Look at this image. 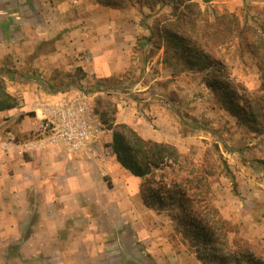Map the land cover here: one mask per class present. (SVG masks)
I'll list each match as a JSON object with an SVG mask.
<instances>
[{
  "label": "crops",
  "instance_id": "0c3cea01",
  "mask_svg": "<svg viewBox=\"0 0 264 264\" xmlns=\"http://www.w3.org/2000/svg\"><path fill=\"white\" fill-rule=\"evenodd\" d=\"M127 12L92 0H0V78L18 102L0 111V264H114L110 256L116 252L102 241L131 238L129 227L124 231L119 223L132 224L135 238L150 237L147 224L156 215L141 201V179L112 155L111 131L82 152L37 133L45 116L40 107L51 108L66 92L52 84L54 72L68 62L81 66L87 78L112 82L110 87L125 74L147 69L149 45L139 39L142 29ZM85 49L88 58L75 59ZM161 78L138 76L123 84L115 123L177 148L171 140L176 121L158 105L165 89ZM186 80L180 86L190 87ZM131 93L139 95L130 98ZM8 135L17 145L5 146ZM141 254L146 257L140 264L149 258L156 264H203L179 247H147Z\"/></svg>",
  "mask_w": 264,
  "mask_h": 264
},
{
  "label": "rangeland",
  "instance_id": "374dc122",
  "mask_svg": "<svg viewBox=\"0 0 264 264\" xmlns=\"http://www.w3.org/2000/svg\"><path fill=\"white\" fill-rule=\"evenodd\" d=\"M92 1L101 7L128 11L126 18L142 29L139 39L146 40L149 45L147 69L144 68V73L137 70L136 74H125L123 79L113 80L115 85L110 87L112 82L87 78L81 66L68 62L62 70L54 72V90L64 89L67 95L65 99L85 93L83 95L89 99L94 111H102L106 105H110L109 109L114 108L116 114V102L121 100L120 92L125 89L126 82L138 76H143L147 81L156 74L162 76L159 81H162L160 83L165 88L162 91L164 101L158 100V105L170 111L176 121V131H173L171 140L178 145L182 163L190 161L207 169L210 174L211 198L219 213L236 225L243 238L264 248V134L251 132L220 108L212 92L201 86L204 73L182 71L183 63L170 56L168 59L171 64L163 63V46L156 49L158 44H162L157 38L156 28L175 19L170 5L158 1L154 6L135 3L111 8L96 0ZM193 3L192 14L186 13L184 9L186 18L192 19L188 21L187 29L196 24L194 28L197 33L204 32L207 36L203 40L208 43V52L224 64L230 78L246 89L247 96L259 99V103L263 105L264 76L261 69H264V0H193ZM181 10L182 8L178 11ZM179 13L177 17L180 18ZM223 17L225 20H219ZM209 25H218L217 38L211 34ZM149 37H152L151 41H148ZM88 56L89 52L85 49L75 59ZM174 77H177L175 81L178 83L173 92L170 82L174 81ZM186 78L191 86H180L188 82ZM136 95L139 94L131 93V97H128L135 98ZM136 114L139 113H135V116ZM139 116L136 118L139 119ZM156 126L153 125L154 128ZM103 130L100 137L110 131L105 125ZM162 171H156L152 180L157 181V176ZM229 173L233 177V183ZM168 211H153L156 216L149 217L147 230L150 237L145 241L134 237L137 230L132 224L126 222L121 226L119 223L117 226L123 227L124 231L128 226L132 235L127 239L102 241L109 244L107 248L111 253L116 252L115 258L110 256L113 263L121 261L125 264H140L141 257H146L141 252L147 247L172 246L187 252L179 229L176 228L178 221L171 220ZM101 229H104V225H101ZM157 236L161 239H156ZM188 253L192 254L190 251ZM146 261L148 264H156L152 258Z\"/></svg>",
  "mask_w": 264,
  "mask_h": 264
},
{
  "label": "trees",
  "instance_id": "16d2710c",
  "mask_svg": "<svg viewBox=\"0 0 264 264\" xmlns=\"http://www.w3.org/2000/svg\"><path fill=\"white\" fill-rule=\"evenodd\" d=\"M158 1L170 5L175 16L166 25L156 28L157 38L162 43L156 49L163 46V63L171 64L170 56L183 63L182 71L204 73L203 83L220 108L251 132L264 134V103L261 105L259 99L247 96L246 89L230 78L224 64L208 52V43L203 40L207 36L204 32L197 33L196 24L187 29V23L192 19H187L186 13L194 12L193 0H96L111 8L135 3L154 6ZM219 20H225V17ZM218 28V25H209L214 38H217ZM261 70L264 76V69ZM17 105V100L6 92L5 83L0 78V111ZM109 106L95 111L111 131L108 146L112 155L123 169L142 180L139 192L143 205L157 213L168 209L171 220L178 221L176 228L188 251L203 264H264V248L243 238L236 225L225 219L215 207L207 169L190 161L182 163L181 154L173 145L145 140L128 125L116 124L115 110ZM156 171L162 173L157 176V181H153ZM228 176L233 183L230 173Z\"/></svg>",
  "mask_w": 264,
  "mask_h": 264
},
{
  "label": "built area",
  "instance_id": "2783aa9c",
  "mask_svg": "<svg viewBox=\"0 0 264 264\" xmlns=\"http://www.w3.org/2000/svg\"><path fill=\"white\" fill-rule=\"evenodd\" d=\"M83 94L71 99H65L67 95L63 94L61 101L51 108L40 107L45 116L37 131L39 138H48L50 143H59L71 152L90 150L92 143L104 130L99 114L95 113L89 99ZM4 144L17 145L12 135H8ZM27 144L23 143L21 146L27 147Z\"/></svg>",
  "mask_w": 264,
  "mask_h": 264
}]
</instances>
